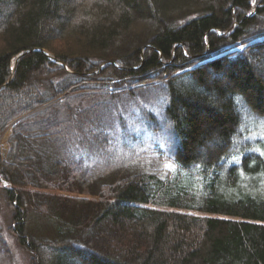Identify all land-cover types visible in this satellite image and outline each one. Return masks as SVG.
<instances>
[{"label": "trees", "instance_id": "trees-1", "mask_svg": "<svg viewBox=\"0 0 264 264\" xmlns=\"http://www.w3.org/2000/svg\"><path fill=\"white\" fill-rule=\"evenodd\" d=\"M141 100L127 136L119 102ZM8 128L31 264H264V0H0ZM145 134L171 167L116 156Z\"/></svg>", "mask_w": 264, "mask_h": 264}, {"label": "rangeland", "instance_id": "rangeland-1", "mask_svg": "<svg viewBox=\"0 0 264 264\" xmlns=\"http://www.w3.org/2000/svg\"><path fill=\"white\" fill-rule=\"evenodd\" d=\"M181 1H185V0H181ZM242 46V45H241ZM13 65H14V61H13ZM136 86V85H135ZM133 88V87H132ZM142 101V100H141ZM97 103L100 102H86L84 104V106H93L96 105ZM121 105H123L124 107H122L121 109V113H123V115L121 116L125 122V131L127 136L128 135H134V133H139V131L143 132L142 129H140L141 124L139 121V112L142 111V107L145 105H149L148 102H127V106L124 104L125 102H119ZM153 103V102H152ZM158 102H155V104H157ZM134 105V106H133ZM148 107V106H146ZM148 109V108H146ZM132 112V113H130ZM12 134V128H8L6 131H4L3 133H0V150L1 153L3 155L6 154L8 148H9V139L10 136ZM138 135V134H137ZM136 135V136H137ZM126 136V137H127ZM135 136V135H134ZM143 142L140 143H133L130 146V151H127V153H122L121 150L117 149L116 152V156L118 158H129V157H135L136 155H140L141 153H143L144 155H146L147 153H151V154H147L150 155L151 157H137L136 160H141L139 161V166L140 169H157V168H169L171 167V164L166 162V160H162L159 157L156 156V153H152L150 150L153 149L154 146V141H160L158 136L154 135V134H145L143 136ZM122 141V138H121ZM132 140H130L131 142ZM132 154H134L135 156H133ZM153 154V155H152ZM6 184L3 182V185ZM2 187V184L0 183V188ZM52 192H56L59 194H64V195H77V196H84V195H80V194H72V193H67V192H63V191H52ZM10 209L8 207V204L6 202V199L4 197V195H2V193L0 192V225H1V233L2 236L7 240L11 252H12V256H13V264H31V256L30 254L27 252L26 249L22 248L21 246L18 245L15 235L12 234L9 231V225H10ZM35 227L37 228V225H35ZM1 257V256H0Z\"/></svg>", "mask_w": 264, "mask_h": 264}, {"label": "water", "instance_id": "water-1", "mask_svg": "<svg viewBox=\"0 0 264 264\" xmlns=\"http://www.w3.org/2000/svg\"><path fill=\"white\" fill-rule=\"evenodd\" d=\"M25 53H26V52H22V53H20V54L17 55V57H16L15 60H14V66H13L14 68H13V71H15V65H16L18 59H19L21 56H23ZM46 53H47V52H46ZM47 54H48V53H47ZM48 55H49V54H48ZM49 56L52 57L51 55H49ZM52 59L55 60L54 57H52Z\"/></svg>", "mask_w": 264, "mask_h": 264}]
</instances>
